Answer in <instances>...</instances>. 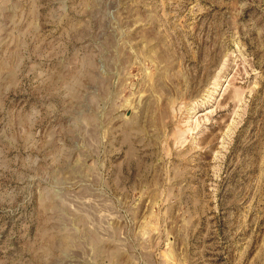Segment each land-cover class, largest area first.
I'll return each mask as SVG.
<instances>
[{
	"label": "rangeland",
	"instance_id": "obj_1",
	"mask_svg": "<svg viewBox=\"0 0 264 264\" xmlns=\"http://www.w3.org/2000/svg\"><path fill=\"white\" fill-rule=\"evenodd\" d=\"M0 264H264V0H0Z\"/></svg>",
	"mask_w": 264,
	"mask_h": 264
}]
</instances>
